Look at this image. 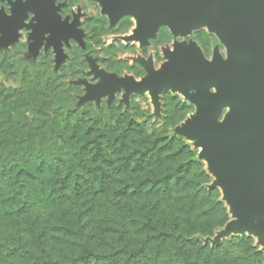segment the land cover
<instances>
[{
  "label": "rangeland",
  "instance_id": "374dc122",
  "mask_svg": "<svg viewBox=\"0 0 264 264\" xmlns=\"http://www.w3.org/2000/svg\"><path fill=\"white\" fill-rule=\"evenodd\" d=\"M183 11L188 13L189 9ZM230 52L228 42L211 27V21L190 27L159 18L148 28L142 15L114 0H0V63H4V68H0V91L8 87L20 89L13 91L8 102L26 99L40 105L45 101L53 109L80 111L102 121L117 123L120 119V127L133 121L136 128L133 137L136 140L145 137L154 143L152 152L143 160L135 158L131 164L133 182L140 181L139 176L146 177L145 187L150 193L155 186L153 177L189 163L184 183H202L214 191L217 202L211 205L204 202L198 211L204 208L209 210L208 214L193 222L204 224L207 229L196 230L183 220L184 215L174 225L193 230L198 244L207 248L218 247L232 236L247 235L257 251L256 264H264V237L235 231L217 239L218 233L236 220L234 210L249 204L240 190H231L229 184L234 175L225 169L222 158L240 161V153L252 150L255 136H248L244 143L227 142L219 140L213 127L227 125L245 113L246 108L224 105L210 114L213 103L204 102L196 86L184 91L168 83L152 90L159 79L165 81L170 77L172 69L187 68L184 62L194 55L210 66L221 61L252 68L249 56L234 58ZM34 77L47 83L32 87L29 81ZM219 90L218 86L208 88L209 93ZM1 93L0 110L4 104ZM16 106L20 109L19 101ZM27 106L23 109L27 111V123H42L44 118L31 113ZM19 118L16 120L23 125ZM2 127L0 133L8 130L7 126ZM141 131L145 135L141 136ZM158 145L172 150L185 147V152L167 158V154L157 153ZM121 180L130 181L124 175L112 178L114 182ZM184 195L185 192L174 193L178 199ZM149 199V195L134 190L128 198L133 211L129 219L124 218L127 215L123 205L120 213L116 209V220L123 219L133 231V245L138 243L141 234L136 229L145 217L142 202L150 203ZM56 216L63 217L61 212ZM257 225L264 228V220H258ZM209 228H213L211 232ZM58 235L52 243L55 248L63 245Z\"/></svg>",
  "mask_w": 264,
  "mask_h": 264
},
{
  "label": "trees",
  "instance_id": "16d2710c",
  "mask_svg": "<svg viewBox=\"0 0 264 264\" xmlns=\"http://www.w3.org/2000/svg\"><path fill=\"white\" fill-rule=\"evenodd\" d=\"M0 68H4L2 61ZM42 83L47 81L35 77L29 81L32 87ZM15 90L20 89L0 91L4 94L0 131L2 125L8 127L0 133V264L258 263L257 251L247 235L232 236L218 247L207 248L198 244L193 230L174 225L184 215L183 220L196 230L207 229L204 224H194L209 212L198 209L204 202H217L214 191L202 183H184L189 163L153 177L155 186L150 193L146 177L139 176L140 181L133 182L131 164L154 150L150 139L133 137V121L120 127V119L117 123L102 121L80 111H61L45 101L36 105L26 99L17 100L21 111L17 102H8ZM26 105L31 113L44 118L42 123H27ZM18 116L23 125L16 120ZM155 148L167 158L185 152V147ZM115 175L130 181L114 182ZM137 189L151 199L150 203L142 202L145 217L136 229L141 236L133 245V231L123 219L116 220V209L119 212L123 205L124 218L129 219L133 211L128 198ZM178 192L185 195L178 199L174 196ZM59 212L63 217L56 216ZM57 234L63 239L60 248L52 245Z\"/></svg>",
  "mask_w": 264,
  "mask_h": 264
},
{
  "label": "water",
  "instance_id": "95a60500",
  "mask_svg": "<svg viewBox=\"0 0 264 264\" xmlns=\"http://www.w3.org/2000/svg\"><path fill=\"white\" fill-rule=\"evenodd\" d=\"M138 12L145 20V27H151L155 19L170 21L173 25L187 24L196 27L211 21V27L220 31L228 42L231 55L236 58L247 55L252 60V68L240 64L217 62L210 66L199 55L184 62L187 68L172 69L165 81L180 86L186 91L198 87L204 102L211 101L216 113L224 105L244 106L246 112L237 115L224 126H214L213 133L227 142L244 143L250 135L255 136L253 148L248 153H240V161L222 158L227 171L234 175L229 186L240 190L248 205L234 210L236 220L218 233V238L231 235L235 231L259 236L258 220H264V206L253 203L252 198L264 191V152L254 157L259 146V137L264 139V0H114ZM228 6L227 13L222 9ZM184 8L189 12L185 13ZM216 16L212 17L211 13ZM218 86V93H209L208 88ZM233 185V186H232Z\"/></svg>",
  "mask_w": 264,
  "mask_h": 264
},
{
  "label": "bare ground",
  "instance_id": "6f19581e",
  "mask_svg": "<svg viewBox=\"0 0 264 264\" xmlns=\"http://www.w3.org/2000/svg\"><path fill=\"white\" fill-rule=\"evenodd\" d=\"M228 6L222 9L223 13H227ZM150 92V91H149ZM264 152V139L263 136L259 137V146L257 147L256 153L252 154L254 157H259ZM233 186V185H232ZM253 203L264 206V191L257 193L253 198ZM259 235L264 237V229H260Z\"/></svg>",
  "mask_w": 264,
  "mask_h": 264
}]
</instances>
